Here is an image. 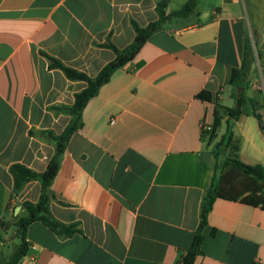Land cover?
<instances>
[{"label":"crops","instance_id":"crops-1","mask_svg":"<svg viewBox=\"0 0 264 264\" xmlns=\"http://www.w3.org/2000/svg\"><path fill=\"white\" fill-rule=\"evenodd\" d=\"M162 1L171 14L188 0H0V264L9 263L3 250L13 237L20 240L22 203H37L42 191L34 181L13 200L10 168L47 169L55 146L38 133L62 134L71 116L52 108L74 105L87 87L51 70L43 53L95 78L116 58L102 45L130 46L132 21L156 22ZM254 32L262 68H251L250 88L264 111V0H198L194 14L168 21L117 70L86 106L52 186L53 216L81 232L60 237L31 224L19 264H178L200 225L216 162L211 148L228 120L211 146L203 125L213 126L219 105L235 106L232 72L242 68ZM205 92L211 101L198 97ZM230 125L225 157L264 167L259 120L242 116ZM204 235L195 264H264L260 207L217 199Z\"/></svg>","mask_w":264,"mask_h":264},{"label":"trees","instance_id":"trees-1","mask_svg":"<svg viewBox=\"0 0 264 264\" xmlns=\"http://www.w3.org/2000/svg\"><path fill=\"white\" fill-rule=\"evenodd\" d=\"M197 1L188 0L180 10L171 14H167L166 11L168 2L162 1L157 6L159 19L156 22L142 27L136 21H132V26L136 33L134 42L123 50H120L110 40L102 45L111 49L115 53L116 58L106 65L95 78L66 66L60 60L43 53L49 61V68L51 70H62L69 80L85 82L87 87L76 95L74 105L52 108L54 111L71 116V121L62 134L57 135L53 131H41L38 133L40 137L55 146V155L50 160L47 169L43 173H39L23 164H14L10 168V173L14 179L13 200L19 198L26 186L34 181L41 183L42 191L40 200L37 203L30 201L22 203V207L27 211L28 215L27 217L20 218L16 224V236L20 239L21 243L8 264H19L27 255L29 245L26 235L28 227L33 223L40 222L44 224L60 237H71L81 232L78 223L68 225L57 220L51 212V203L55 199V194L52 191L53 182L60 171L61 163L71 138L83 127V112L86 106L99 94L101 88L110 82L113 74L132 62L139 55L148 40L161 31L168 21L174 18H187L194 14ZM259 43L260 39L256 32L253 33V39L247 37L243 66L241 69H234L232 72L230 85L235 89H240L245 78L249 76L254 62L255 51ZM258 56L260 58V55ZM198 97L205 101L212 100L207 92L200 94ZM233 98L235 99V106L230 108L219 105V110L223 112H219L216 116L212 130L210 132H203L204 138L208 135V146L213 145L218 138V131L222 126L224 118H227V131L213 148V155L216 160L213 169L214 175L202 203L200 225L190 249L180 258L178 264H195L196 258L203 255L204 229L208 225L209 214L217 199L240 201L264 210V167L261 165H247L232 157H225V152L232 142L233 133L230 122L238 121L242 116L252 115L259 120L261 128L264 130V117L261 113L262 105L260 102L246 96V94L233 95ZM31 134L35 135L33 132ZM4 226H6V223L0 220V227Z\"/></svg>","mask_w":264,"mask_h":264},{"label":"rangeland","instance_id":"rangeland-1","mask_svg":"<svg viewBox=\"0 0 264 264\" xmlns=\"http://www.w3.org/2000/svg\"><path fill=\"white\" fill-rule=\"evenodd\" d=\"M251 31V30H250ZM254 67V69L256 70V73H258L261 68H262V62L257 54V51H255V56H254V62L252 65V68ZM250 75V74H249ZM248 77V76H247ZM247 77L245 78L244 82L241 84V88L240 89H234L232 90V94L233 95H239V94H246V96L260 102V104L262 103V98H261V94L258 92H254L253 90H251L250 88V83H251V79L253 78L252 76H249L248 79ZM258 86V85H257ZM256 90H259L258 87L256 88ZM229 91H227L226 94H228ZM228 97V96H227ZM223 111L220 110V113H222ZM261 112L264 115V111L261 109ZM206 141H208V135H206ZM214 147H212L211 149L213 150ZM211 150V151H212ZM20 240H16L13 237V241L9 244V246H7L3 251L6 252L5 254V260H7V262H10L11 260V256L14 254L15 250H16V246H18L20 244Z\"/></svg>","mask_w":264,"mask_h":264},{"label":"built area","instance_id":"built-area-1","mask_svg":"<svg viewBox=\"0 0 264 264\" xmlns=\"http://www.w3.org/2000/svg\"><path fill=\"white\" fill-rule=\"evenodd\" d=\"M211 130H212V127L203 125L204 132H210ZM256 264H261V263H256Z\"/></svg>","mask_w":264,"mask_h":264}]
</instances>
